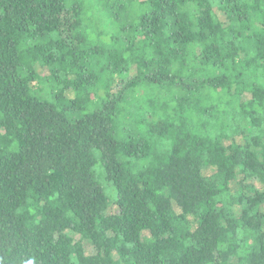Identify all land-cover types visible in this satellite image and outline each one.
Masks as SVG:
<instances>
[{
  "label": "trees",
  "instance_id": "1",
  "mask_svg": "<svg viewBox=\"0 0 264 264\" xmlns=\"http://www.w3.org/2000/svg\"><path fill=\"white\" fill-rule=\"evenodd\" d=\"M0 264H264V0H0Z\"/></svg>",
  "mask_w": 264,
  "mask_h": 264
},
{
  "label": "rangeland",
  "instance_id": "2",
  "mask_svg": "<svg viewBox=\"0 0 264 264\" xmlns=\"http://www.w3.org/2000/svg\"><path fill=\"white\" fill-rule=\"evenodd\" d=\"M131 75H134V70L131 71ZM98 164H99V163H97V164L95 165V169H96V170H97V168H98ZM203 172H204L205 174H208V170H207V169H204ZM99 180H100V179H99ZM100 181H101V185H102L103 187H105L104 185H105L106 182H104V181H102V180H100Z\"/></svg>",
  "mask_w": 264,
  "mask_h": 264
}]
</instances>
